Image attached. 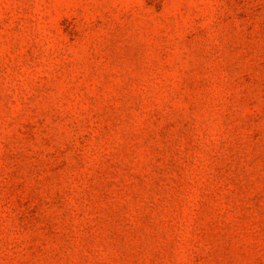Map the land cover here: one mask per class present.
I'll return each instance as SVG.
<instances>
[{
	"label": "rangeland",
	"instance_id": "obj_1",
	"mask_svg": "<svg viewBox=\"0 0 264 264\" xmlns=\"http://www.w3.org/2000/svg\"><path fill=\"white\" fill-rule=\"evenodd\" d=\"M0 264H264V0H0Z\"/></svg>",
	"mask_w": 264,
	"mask_h": 264
}]
</instances>
